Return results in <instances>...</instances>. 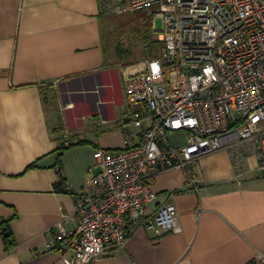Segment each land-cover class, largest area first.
<instances>
[{
    "label": "crops",
    "instance_id": "obj_1",
    "mask_svg": "<svg viewBox=\"0 0 264 264\" xmlns=\"http://www.w3.org/2000/svg\"><path fill=\"white\" fill-rule=\"evenodd\" d=\"M105 17L99 0H0V264H68L72 253L55 236L78 224L95 153L140 142L141 106L126 81L145 67L107 55ZM249 164L238 176L227 151L204 157L194 165L199 192L182 170L155 175L148 212L175 204L182 233L132 225L127 245L95 264H245L264 255V178Z\"/></svg>",
    "mask_w": 264,
    "mask_h": 264
},
{
    "label": "built area",
    "instance_id": "obj_2",
    "mask_svg": "<svg viewBox=\"0 0 264 264\" xmlns=\"http://www.w3.org/2000/svg\"><path fill=\"white\" fill-rule=\"evenodd\" d=\"M106 15L148 11L163 44L159 58L128 77L130 102L141 106L133 125L140 142L95 153L96 174L77 199L75 229L59 225L55 244L72 253L68 264H95L110 246L122 249L130 226L181 234L175 204L156 213L151 179L182 170L195 191L194 165L227 151L236 175L252 169L264 178V0H99ZM162 29H157V21ZM130 125L123 129L128 133ZM184 134L186 143L169 138ZM49 244V251L54 250ZM245 264H264V255Z\"/></svg>",
    "mask_w": 264,
    "mask_h": 264
},
{
    "label": "rangeland",
    "instance_id": "obj_3",
    "mask_svg": "<svg viewBox=\"0 0 264 264\" xmlns=\"http://www.w3.org/2000/svg\"><path fill=\"white\" fill-rule=\"evenodd\" d=\"M110 16H113V20L117 21L116 28L119 32L118 35L121 38V40L118 43L121 45L123 50H128V49L131 50V55L122 58L121 59L122 61H119L115 53H112V58H114L116 62H121L124 64L131 63L130 61L134 63H142L147 60L153 59L145 55L144 53L145 43L142 37L140 36L141 30L143 28H146V25H149L152 31H154L153 16L150 15L148 11H139V12L124 14L120 16L118 15H110ZM156 25L158 30L162 29L161 20H158ZM111 26H113V23L109 19L104 21L103 31L108 36V40H110ZM154 39L156 41H159L156 33ZM107 44L110 46V43H108V41ZM160 54L156 58H159ZM169 140L174 146H181L186 143V137L184 136V134H180V133L172 135L169 138Z\"/></svg>",
    "mask_w": 264,
    "mask_h": 264
},
{
    "label": "trees",
    "instance_id": "obj_4",
    "mask_svg": "<svg viewBox=\"0 0 264 264\" xmlns=\"http://www.w3.org/2000/svg\"><path fill=\"white\" fill-rule=\"evenodd\" d=\"M108 19L113 23V26H111V28H110V32H111L110 40L111 41L108 40V36L103 31V40L105 43V49L107 50V55L109 57H111L112 53H115L117 58L119 59V61H122L121 60L122 58L128 57L129 55H131V50L130 49H128V50L122 49L121 45L118 43L121 40V38L118 35L119 32L116 28L117 27L116 26L117 21L113 20V16H106L104 21L108 20ZM115 21H116V23H115ZM140 36L142 37V39L144 40V43H145V47H144L145 55L148 57H151L153 59L156 58L160 54V52L163 48V44L160 41H156L154 39L155 32L152 31V29L149 25H146V28H143L141 30ZM107 41H108V43H110V46L107 44ZM130 62L134 63L132 61H130ZM2 225H5V227L8 228L7 232H10L8 222L3 223ZM5 241L7 243V251H12L15 248V243H14L12 237L10 236V237L5 238Z\"/></svg>",
    "mask_w": 264,
    "mask_h": 264
},
{
    "label": "water",
    "instance_id": "obj_5",
    "mask_svg": "<svg viewBox=\"0 0 264 264\" xmlns=\"http://www.w3.org/2000/svg\"><path fill=\"white\" fill-rule=\"evenodd\" d=\"M4 232H5V237H9L10 234L7 232V229H4Z\"/></svg>",
    "mask_w": 264,
    "mask_h": 264
}]
</instances>
